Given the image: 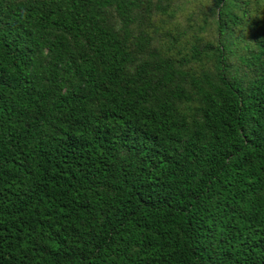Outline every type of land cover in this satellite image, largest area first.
<instances>
[{
    "label": "trees",
    "instance_id": "obj_1",
    "mask_svg": "<svg viewBox=\"0 0 264 264\" xmlns=\"http://www.w3.org/2000/svg\"><path fill=\"white\" fill-rule=\"evenodd\" d=\"M180 13L0 0V264H264V0Z\"/></svg>",
    "mask_w": 264,
    "mask_h": 264
},
{
    "label": "rangeland",
    "instance_id": "obj_2",
    "mask_svg": "<svg viewBox=\"0 0 264 264\" xmlns=\"http://www.w3.org/2000/svg\"><path fill=\"white\" fill-rule=\"evenodd\" d=\"M211 0H179V4L181 5V13L177 15V20L183 26L186 25V18L190 14H194L196 19V15L200 13V10L207 9L208 4ZM197 20V19H196ZM212 32L209 31L206 33L205 37H212Z\"/></svg>",
    "mask_w": 264,
    "mask_h": 264
}]
</instances>
